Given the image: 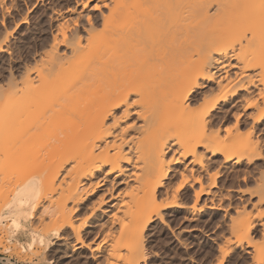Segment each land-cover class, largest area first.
Segmentation results:
<instances>
[{
	"label": "bare ground",
	"instance_id": "bare-ground-1",
	"mask_svg": "<svg viewBox=\"0 0 264 264\" xmlns=\"http://www.w3.org/2000/svg\"><path fill=\"white\" fill-rule=\"evenodd\" d=\"M100 1L108 9L101 28L89 20L86 34L69 37L58 25L32 73L0 95V159L10 162L13 149L36 130L33 141L51 136L49 146H19V157L31 160L24 158L18 171L33 172L25 178L18 172L23 180L0 202V226L47 264L54 261L43 250L55 239L74 250L94 249L91 257L102 256L103 264H139L145 231L155 218L165 219L164 210L183 207L188 184H197L189 186L194 203L185 201L188 210L221 209L213 191L218 177L229 166H253L264 157L248 129L238 145L230 141L246 120L253 132L264 119V0ZM32 117L33 132L24 122ZM15 141L20 144L13 148ZM2 160L0 186L9 169ZM172 171L176 181L166 184ZM261 184L257 202H264ZM237 206L227 222L229 236H222L228 243L218 242L221 257L231 243L255 241L253 249L241 250L261 264L264 233L251 243L256 222L242 218L247 208Z\"/></svg>",
	"mask_w": 264,
	"mask_h": 264
},
{
	"label": "rangeland",
	"instance_id": "rangeland-1",
	"mask_svg": "<svg viewBox=\"0 0 264 264\" xmlns=\"http://www.w3.org/2000/svg\"><path fill=\"white\" fill-rule=\"evenodd\" d=\"M106 1H108V0H106ZM3 2L4 3H1V1H0V6H1L0 7V45H1L0 46L1 47L0 48V95L9 91L10 88H12V85L13 86H14V84L20 85L22 83V81H24L26 76L29 73H32L33 68L36 65L35 64L36 61L39 60V58H40L39 56H41V54L43 53L42 50L44 49V47L48 46V41L49 42L51 41L52 35L56 34L58 32V29L60 31V28H58V25L61 26L63 24L62 26H64L63 28L65 29V31L67 32L69 37H72V36L77 35V34H79V35L83 34L84 35V34H86V29L90 28V26L92 24H94V27L95 26H96V28L98 27V29L101 28V23H102V20L104 19L103 16L106 15L105 13H107V10H108L107 7L105 6V3H103V1H100V0H3ZM84 2H85V6H84ZM89 20L91 21L90 23H92L91 25L89 23ZM3 21H4V23H3ZM65 25H66V27L68 25L67 29H66ZM75 32H76V34H75ZM46 49H47V47H46ZM61 49L63 51V49L65 50L66 48L64 46H61ZM229 106L231 108V104L226 106V108H228ZM32 118L31 119L29 118V120L25 119V121H24L26 123V124L25 123L24 124L29 129H31V132L35 131V129H33V128L37 127L36 126L37 124H35V123L32 124L34 122V120L36 121V119L35 118L32 119ZM10 120H12V119H10ZM232 120H233V118H231V120H229V121H232ZM13 121H14V119H13ZM246 122L245 123L247 125L244 124L240 129L243 132H239L237 134L238 136L240 134V136L239 137L235 136L234 138H232L230 140L235 145L232 144L231 142H230L231 145L230 144L229 145L230 146L238 145L239 141L242 142V140H243V137H242V139H240L241 135H244L245 133L248 134V132H249L248 138L251 137V139H253V141H255V140L257 141V139H258L259 145L261 143V146H262V149L264 152V119H263V123L260 124L259 128L254 129L253 132H252V130H253L252 125L250 124L251 120H249V121L246 120ZM36 123H37V121H36ZM232 123H233V121H232ZM249 124L251 126H249ZM247 126H249L250 129ZM15 128H17V127H15ZM50 128H51V126H50ZM247 129H248V132H245ZM16 132H18V131H16ZM37 132H38V130H36V133ZM35 134L33 136L31 133V135H32L31 138L33 140H34L33 137H36V135H38V134H36V135ZM247 134H245V135L247 136ZM17 135L19 136V135H21V133L19 132V134H17ZM245 135H244V137H245ZM43 136H44V138L38 137V139H41V140L35 139V141H33L32 139H30L27 142V144L30 143V141H33L34 143H32V142H31L32 144L30 143L31 146H42V145L46 146V145H48L49 142L51 141V139H50L51 136H48V134L43 135ZM20 137H22V136H20ZM236 138L239 140H237ZM244 140H245V138H244ZM17 143L20 144V141H17L14 144V146L12 145L13 148L15 147V145ZM43 143L46 145H44ZM19 144H17V145H19ZM23 145L26 146L25 144H23ZM23 145L21 143L19 146H23ZM19 146L18 147L16 146V148L13 149V154L18 153V155H16L17 157L20 156L19 150L22 149V148L20 149ZM239 146H240V144H239ZM8 147H10V146H8ZM16 149L18 150V152L16 151ZM14 151H16V152H14ZM15 154L12 158H10L11 161H14L17 159V158H15ZM0 156L2 157L3 155H1V153H0ZM27 156L31 157L29 155H27ZM27 156L25 157V153H24V158L26 160H28ZM263 156H264V154H263ZM21 157H23V155H21ZM13 158H14V160H13ZM24 158H22V159L20 158L19 160L17 159L18 161H16L15 163L12 162L13 164L11 163V161L10 162L7 161L9 163L8 164L6 162L5 158H2L3 160L0 159L2 161L5 160V165L7 163L6 169L9 168L8 170H6V172H5V170L3 171L4 172L3 174L7 175V176L4 175V177H3V179L5 178L7 180V182L5 179L3 180V182H4L3 186L5 185V187L0 186V188L3 192H5V191L2 189V187L4 189H6L7 193L5 192V194L4 193L3 194L4 195L7 194L9 198L7 197V195L4 196L0 192L1 199L4 197L11 199L12 195L15 192V189L19 186L20 182L23 180L22 176H21L22 180H19L20 175L22 173H24L23 176L25 178L27 174L33 172L32 170L28 171L29 168H28L27 172L23 171L21 173V171H18V170H22L24 168V166H26V164H25L26 160ZM20 160H21V162H19ZM30 160H28V161H30ZM28 161H27V164H28ZM30 163H32V162H30ZM2 164L4 165V162L1 163V166H2ZM15 164H17V165H15ZM19 164H23L24 166L19 165ZM11 165H13V166H11ZM28 165L30 167H31V165H33L31 167L33 170L37 168L36 164H34V161L31 165L30 164H28ZM29 166H27V167H29ZM3 167L5 168V166H3ZM20 168H22V169H20ZM227 169H225L223 171V173L221 174V176L218 177V184L213 187L214 188L213 191H215L214 194L216 193L214 195V198L217 199L219 197L220 201L222 199L221 203L224 204L223 207H225V205H226L225 208L228 207L227 209H229L228 211L230 213L227 212V209H226V213H225V211H224L225 209H223V207L221 209H215V210L209 209L208 207H205V209L204 208L202 209L200 207V210H199V207L194 209V208H192V206H189L190 210L191 209L192 210L191 211L188 210V206H186V204L187 203L190 204L191 202L194 203L193 199L190 198L191 197L190 195H192V197H194L192 187L195 186L197 188L196 183H194V185L192 187L190 186V184H188L187 185L188 186L187 187L188 195L185 196V198L187 197L186 200L184 199V196L183 197L181 196V198H180V201L182 200V198L184 199L182 201L184 202L185 205L183 204V207H180V210H179V207H171V208L164 210L165 211L164 215H165L166 220L165 219L164 220L163 219H161V220L157 219L156 220V218H155L151 224L152 226L150 225L151 227H149L147 229V231H145L144 234H146V235H144V237H145V239H144V250L142 249L143 254H142V252L140 253V257L142 254V258H141L142 260L140 259L139 264H255V263L260 264L256 257L255 258H256L257 262H256V260L254 262L252 256H250V255L248 256V254H245L244 252H242V250L244 247H246L245 249H251V248L253 249V245L255 244V241H254L255 238H256V243H257V240L260 241L261 238H263L262 234L264 233V230H262V229L264 228V225L262 226V224L260 222H262L264 220V202L263 201L257 202L258 194H256V193H259V189L263 185V184H261V182L262 183L264 182V178H262V177H264L263 176L264 174L262 175V173H260L261 170H262V172L264 170V157L259 158L255 162V164H253V166L245 164V161H244V162H242V164L235 165L234 167L229 166V169L228 170ZM211 170L214 171V168ZM211 170H210V173H211ZM34 171L36 172V170H34ZM18 172L21 174H19ZM171 174H170V178L168 177L165 180L166 184L176 181L175 180L176 179L175 173H173V171H172ZM205 179L207 182L208 178L206 177ZM10 180H13V181H10ZM16 180H18L20 182H18ZM15 184H16V186H15ZM189 186L192 188V190ZM10 187H13V188H10ZM257 189H258V191H257ZM255 191H257V192L255 193ZM227 192H229L230 196L227 194ZM221 194H223V195H221ZM216 196H217V198H216ZM205 197H207V196H204V198ZM219 198H218V200H219ZM1 199H0V202H2V201L4 202V200L6 202V200H7L5 198L3 200H1ZM190 199H192V201ZM188 200L190 203L185 202ZM3 202L1 204H3ZM255 202H256V204L257 203L258 204L257 205L253 204ZM193 203L191 205H193ZM201 203H199V204H201ZM252 204L256 207H254ZM201 205H197V206H201ZM242 205H244V207L247 208L246 213H244L242 218H244V216H245L246 219L254 221L253 224L256 222L253 225L251 232H250L251 237L254 238V239H252L251 243H253V241H254V243H253V245L247 246V243L245 242V243H243V245H244L243 248H242L243 245H241V247H240L239 245H236V244L234 245V243H233V245H232V243L229 244V246H227L225 248L228 250V251L226 250V252H230V253H228V254L226 253L225 256H223V258H224L223 259L221 257L223 255V254H221V253H223V251L220 253L221 250L219 251V244L222 243L224 246V243H228L226 241L227 238H226V240H224L225 239L224 237L229 236V235L226 236V234L228 233V231H227L228 230L227 229L228 223L227 222H229L231 219V218H229V215H232V216L234 215L236 206L237 207L241 206L239 208L243 209ZM185 208H187V209H185ZM193 209H194V211H196L197 215H196V213H195V215H193V213H194ZM183 214H184V216H186L188 214V216L193 217L194 222L192 221L190 223V222H186V220H183V218H184L182 216ZM224 214H227V215L225 216ZM236 215H237V213H236ZM236 215H235V217H236ZM4 216L5 215L0 216V217H2L1 218V220H2L1 225H4V222H5ZM194 216H197V218ZM222 216H223V218L224 217H226V218L222 219ZM241 216H242V214L240 216H237V217L241 218ZM104 218L105 217L103 215H101L99 212V219L103 221ZM224 220L226 221V223ZM169 221H170V223H169ZM249 222H251V221H249ZM188 224H191V225H189L191 228L188 227ZM217 236L219 239L217 238ZM222 236H224V237H222ZM10 237L11 236H9L7 231L3 227L0 226V264H33L34 262L36 264H47L45 259H43L42 257H38V256L36 257V255L32 254V250H30V249L28 250V248H25L26 249V251H25V249L22 247L21 244L20 245L16 244L15 243L16 241L14 240V238H12V237L10 238ZM26 238H28V237H26ZM93 238H94V235H91L90 237L86 238V242H90L91 240H93ZM221 238H223V240L226 242H220V241H222ZM230 239H232V238H230ZM233 240H234V237H233ZM54 241H56V243H54V246L51 247V245H50L49 246L50 248L48 247L50 250L48 248L47 249L44 248V250H43V251H45V253H46V251L49 252V253H47L49 256L51 254L50 258L53 259V261H54V262H51V264H59V263L60 264H100V263L103 264V262H101V261H103L102 256H99L95 260L91 257V251L94 250L92 248L80 247V248H76L74 250L73 248H71L72 247L71 243L67 244L68 242L66 243V240H62V239L56 240L55 239ZM218 242H220V243H218ZM17 243H19V242H17ZM15 245L20 246L19 249L22 247V249H20L21 253H19V254L16 253V250H14ZM234 246H236V247H234ZM217 247H218V249H217ZM6 248H8V249H6ZM51 248H53V249L55 248V249L53 250ZM228 248H231L233 250H230ZM235 248H236V250H235ZM63 249H64V251H63ZM220 249H221V247H220ZM8 250H10V251H8ZM22 250H23V253L25 252L24 255L22 253ZM61 250H62V252H61ZM65 251H67V252H65ZM53 253H55V254H53ZM26 254H27V256H26ZM240 254H242V255H240ZM48 255H47V257H48ZM59 255L61 257H59ZM57 257H58V261H57ZM143 257H144V259H143ZM50 258H49V260H51ZM59 259H60V261H59ZM28 261H29V263H28ZM262 263L264 264V261Z\"/></svg>",
	"mask_w": 264,
	"mask_h": 264
}]
</instances>
